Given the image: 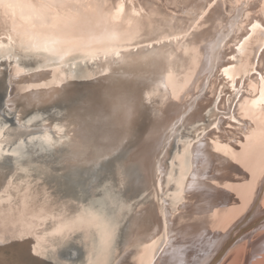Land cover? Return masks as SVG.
<instances>
[{
  "label": "rangeland",
  "instance_id": "rangeland-1",
  "mask_svg": "<svg viewBox=\"0 0 264 264\" xmlns=\"http://www.w3.org/2000/svg\"><path fill=\"white\" fill-rule=\"evenodd\" d=\"M97 1H75L74 9L59 7L60 0H17L15 6H9L5 1L0 4V41L5 46L2 51L11 53L12 56L8 62L0 58V264H8L6 255L9 258L12 256L8 249L14 245L15 239H22L24 231L29 229L19 225L34 219L39 223L37 228L46 226L50 223L48 211L54 210L64 199H71V202L80 204L79 207L82 206L83 210L105 216L111 223L118 219L116 242L125 243L126 224L124 226L123 223L122 230L119 226L126 218L127 209H121V218L114 214L111 220V214L105 205L109 195L107 186H111L118 177L117 165L124 163L125 166H120L121 169L117 172L127 170V185L131 184V188L137 189L136 193L130 196L135 198L133 203L145 201L150 193L152 194L153 188L142 193V175L129 159H138L146 151L155 152L158 156L153 157L152 177L157 183V194L160 196V199L153 200L156 205L159 204L154 216H157L156 221H160L155 223V227L160 239L156 257H161L170 248L172 234L175 232L174 237L182 239L185 232L183 228H186L184 223H189L193 214L197 213L198 206L205 202L196 200L199 188L191 189L197 183H191L196 153L203 146V152H208V144L214 143L213 138L228 140L229 145L236 144L229 137L223 138L228 133V129L223 130V126L227 124L226 126L230 127L235 123L239 128H244L246 122L237 114L242 113L238 111V105L249 93L251 86L264 84V0H230V4L227 0H197L194 2L197 8L193 9L190 0H185L184 3L182 0ZM114 1H117V4H132L135 10L142 11L144 28L140 34H133L130 41L117 40L110 46L86 50L89 37L87 33L80 43L69 42L68 51L63 56L57 58L52 53L65 39L62 34L70 27L72 20H79L81 14L98 7L103 11ZM25 5L31 6L36 13L33 16L26 13L27 10L22 9ZM47 20H50L49 23ZM240 30L242 34L238 35ZM257 32L262 35L261 42L257 38V41L252 42L251 38ZM32 35V39H24V36ZM35 38L40 40L33 45ZM32 45L40 51L30 48ZM156 51L161 57L167 51L171 57L177 84L174 96L178 98L173 112L155 128L150 126L155 122L150 109L147 108L150 106L139 108L140 111L135 115L136 126L130 137L125 140L122 138L124 141L120 139L118 142L121 137L115 134L117 150L106 157L95 155L99 153L97 148H101L100 140L104 141L106 135L108 136L94 127L95 122L99 121L97 119H102L107 114L103 115L98 108H92L102 100L99 99L98 91L95 92L91 87L102 81L103 75L86 80V72L95 69L105 73L111 68L125 66V63L128 64V61L136 56L143 53L153 54ZM107 77L109 78V75ZM85 122L89 127H93V134L97 139L95 145L98 147L92 146V149L87 150L82 147L85 137L83 138L80 132L89 130V127L84 126L87 125ZM96 133L99 136H96ZM159 144L162 146L159 147ZM216 146L217 144L213 148ZM225 147H228L227 144ZM247 157L248 171H251L257 166L254 163L257 154ZM156 163L158 167L155 166ZM106 164L109 167H106ZM138 169H143V166ZM135 176L140 177L136 179ZM248 179H243L242 189L237 192L241 208L229 215L231 218L218 230L211 244L203 245V242L196 241V247L190 250V254H196L191 260L192 264H206L210 261L219 247V240L237 218L246 212L244 193L249 185ZM177 180L179 184L176 185ZM103 187L107 190H102ZM186 194L192 199L185 197ZM193 194L197 195L193 198ZM34 195L36 198H33ZM233 195L232 190L229 203L231 207L234 203ZM115 196L112 200L122 201V194ZM152 197L154 196L151 195L147 200L151 201ZM139 199H142L141 202L137 201ZM262 200L263 197L261 202ZM144 212L140 209L131 219V223L135 224V218L138 219ZM181 213H187L184 219ZM263 217L264 212L258 211L253 225ZM87 220L88 216L82 221ZM86 225L91 228L87 234L85 230V233L80 231V235L76 233V237H70L69 243L74 249L69 252L67 259L75 260L74 264H86L88 248L95 250L91 256L95 255L98 248L95 246V227H92L91 222ZM261 227V234L250 230L234 243L233 249L240 244L242 257L243 252L251 254L249 251L254 246L249 249L247 242L251 239L257 240L263 235L264 225ZM213 230L217 231L216 226ZM30 231L26 234H30ZM136 231L133 230V234L140 233ZM211 238L212 234L206 240ZM59 239L65 242L63 245H68V240L64 241V237ZM262 240L255 244V249L264 246ZM85 242L88 243L87 246L84 245ZM61 248L66 250V247ZM132 249V245L126 248L127 251ZM123 251L125 253V248L112 264H130L127 256H136V252L128 251L124 254ZM263 254L264 251L262 253L258 249L253 257L261 258ZM44 257L47 259V256ZM48 261L49 264H59L53 259ZM234 263L245 264L243 258ZM251 263L252 259L246 261V264Z\"/></svg>",
  "mask_w": 264,
  "mask_h": 264
},
{
  "label": "bare ground",
  "instance_id": "bare-ground-1",
  "mask_svg": "<svg viewBox=\"0 0 264 264\" xmlns=\"http://www.w3.org/2000/svg\"><path fill=\"white\" fill-rule=\"evenodd\" d=\"M4 1L8 2L7 4L9 6H15V4H17V0H0V4L4 3ZM75 1L78 2V0H60L61 6L59 4V7L74 9ZM184 1L185 0H182V3H184ZM195 1L197 0H190V4H193L191 9L195 7L197 8L194 3ZM227 1L230 4V0ZM23 8L27 10L26 13L29 15L33 16L36 13L35 9H32L31 6L28 7L25 5L22 9ZM101 10L98 7L96 10L81 14L83 17L81 16V19L79 20H72L71 24H69L70 27L68 26L69 28L62 34L65 35V39L57 45L52 53L56 55L57 58L61 55L63 56L68 51L67 46H69V42L76 41L77 43H80L79 41H82L87 33H89V37H87L88 42L86 50H95L100 46H110V44L117 40L130 41L133 34H140L143 31L144 22L142 11L135 10L132 4H117V1H114L111 2L105 10ZM83 23L84 25H82ZM204 25H206V23ZM241 34L242 32L240 30L238 35ZM33 36L34 35L24 36V39L26 38L29 40L32 39ZM59 36L56 35V37ZM197 36H199V34ZM256 38L260 41L262 35L257 32L256 35L252 36V42L255 40L257 41ZM39 40L38 38H35L33 40V45ZM194 42L195 41H193V43ZM33 45L30 48L40 51L38 47L33 48ZM125 46H127V44ZM4 47L5 46L0 41V58H4L7 61L10 60L12 56L11 53L9 54L6 51H2ZM117 49L119 50L120 48ZM223 55L225 56L226 53L224 52ZM170 58L171 57H169L167 51L162 57L159 55L158 51L148 55L143 53L128 61V64L125 63V66L111 68L107 72L104 71L105 73H103L102 70L96 71L95 69L86 72V80H92L95 76L103 75L102 81H98L91 87L95 92L98 91L99 99L102 100L101 102L94 104L92 108H98V110L102 111L103 115L107 114V116L101 119L103 123L96 121L94 127L97 130L104 125L103 127L107 128L108 135L111 134V137L110 135H106L104 141L102 140L103 142L99 139V146H101V148L96 146L97 139L94 137L93 127H89L87 122H85L87 125L84 124V126L89 127V130H85L84 133L80 132L82 137H85L82 146L85 150L88 148L92 149V146L98 147L97 150L99 153H96L95 155L101 157H106L115 152V150H117L116 143H118L120 139L125 140L130 137V134L135 128V115L140 111L139 108L143 107V109H145V106H150L147 108L150 109L149 111L151 112V115L155 118V122L150 124L152 127L157 128L166 120V116H169V114L173 112V106L178 101V98L174 96V89H176L177 84ZM107 75H109V78ZM251 87L249 93L242 98L237 108L238 111H242L241 114L237 113L239 118L246 122L244 128H239V125L235 123H232L230 127H227V124L224 126L222 125L223 130L225 128L228 129V133L223 138L228 139L229 137L236 144L229 145L228 140L222 141L219 140V137L218 139L213 138L212 140L214 143L208 144V152H203V146L196 153V164L191 175V183L193 181H197V183L193 185V188L191 189L199 188L200 192L196 200H203L205 202L198 206L197 213L193 214L189 223H184L186 228H183L185 232L183 233L182 239L181 237H174L175 232L172 234L170 248H168L169 250L167 249L168 251L166 250L167 252L161 257H156V250L159 248L160 239L158 234H156L155 227V223L160 221L159 219L156 221L157 216H154L159 204L156 205L153 200L156 198L160 199V196L157 194V183L152 177V169L154 168L153 157L155 155L156 157L158 156L155 152L146 151L143 152L144 155L139 156L138 159L130 158L129 161L135 167L139 168V166H143V169L137 168L138 172L142 175V181L140 180V184L144 187L142 193L144 194L148 189L153 188L150 196L153 195L154 197L151 198V201L147 200L149 199V196L142 203H133L135 198L130 196L136 193L135 191H137V189L131 188V184H128L129 186L127 185V177L125 174V171L127 172V170L117 172L121 169L120 166H125L124 163L117 165L116 174H118V177L115 179L116 181L114 183H111V186H107L109 188V195L106 197L105 205H107L106 210L111 214V220H113L112 217L114 214H117L121 218V209H127L125 211L126 218L119 226V229L122 230L123 223L124 226L126 224V228L124 227V233L126 234L124 236H127L125 243L116 242V237L118 236L116 235V231H118L116 222L118 219L115 221L113 220V223H111L105 216L101 217L95 212L83 210L81 208L82 206L79 207L80 204L71 202V199H64L59 206H55L54 210H51L50 212L48 211L50 223L46 224V226L44 225L41 226V228H37L36 226L39 225V223L34 219L30 221L26 220L25 223L19 225L20 227L27 226L29 229L24 231L25 235L22 239H15L14 245L8 249V252H11L12 256L9 255V258L8 255H6V262L8 264H49L48 260L53 259L55 262H59V264H74L75 260L72 258L67 259L69 257H67L69 252L74 249L72 244L69 243L71 241L70 237L73 238L76 233L80 235V231L85 233V230L87 234L89 232L88 230L91 228L87 227L86 223L91 222L93 224L92 227H95V246L98 248L94 256L91 255L95 250L88 248L89 253H87V255L89 254V256L86 264H112L113 260L121 255L120 253L124 248L125 253L124 251L123 253H128L129 250L127 251L126 248L130 245H132L134 249L129 252H136V256H127L129 257L127 259L130 260V264H192L191 260L196 254L194 252L190 254V250L196 247L195 245L198 243H196V241H199V243L203 242V245L211 244L212 240L218 234V230L223 228L231 218L229 215H232L233 211L237 210L239 207L241 208L242 205L239 206L237 200V192L239 189H242L243 179L245 181L248 177L249 185L244 193L246 212L239 219L237 218V221L232 224V227L222 236L218 242L219 247L217 248L216 253L206 264H233L238 259L241 261L242 258L245 264L249 259H252L251 264H264V254L261 257L262 259L253 257V255L257 254L258 249L262 253L264 251V246L255 249V244L259 242L260 239H263L262 241H264V233L262 236L260 235L257 240L251 239L249 243L247 242L249 249L251 246H254L250 251L246 249V251L251 252V254H245L243 252L242 257V247L240 244L233 249L234 243L240 240L250 230H253V232L254 230L255 232L258 231L257 233L261 234V226L264 225V217L259 219V221L253 225L256 213L260 210L262 213L264 212V210H262L264 209V91H262L264 84ZM85 91H87V88ZM89 95L90 94H88V96ZM90 128L92 132H90ZM115 134L118 136L120 135L119 137H121L118 139V142H116L117 137H115ZM236 140L238 141L236 142ZM163 143L164 140H162V144ZM162 144H159V147L160 145L162 146ZM215 144H217V146L213 148ZM225 144H227L228 147H225ZM226 149L230 151L228 152ZM219 152L221 153L219 154ZM250 154H257V157H254V163L257 164V166L251 171H248L249 159L247 156ZM106 162L108 161L106 160ZM137 163L138 165H136ZM105 166L109 167L107 164ZM149 166L151 169H149ZM155 166L158 167L157 163ZM182 166V168H184V165ZM134 175H136V173L133 174V176ZM212 177L218 179H210ZM85 178H87V176H85ZM129 181H131V179ZM177 184H179L178 180L176 185ZM104 189L107 190V188L103 187L102 190ZM232 190L234 193V203L231 207L229 206V203L231 201L230 194ZM118 194H122V201H120L121 198H118L120 199V202L117 200L114 201V199L112 200V197L115 195V197H118ZM187 194L185 197L192 199L190 196H187ZM196 195L197 194H193V198ZM138 197L139 195L136 198L138 199ZM262 197L263 200L261 202ZM33 198H36V195H34ZM140 200L142 199L137 201ZM140 209L145 212L142 213L141 217L138 219L135 218V224L131 223V219ZM254 209L255 212L253 213ZM86 212L89 220L83 222L82 220L87 217L85 216ZM185 214L187 213H181L183 219ZM153 220H155V222ZM260 221H263V223L261 222V224H258ZM215 226L217 230L216 232L213 230ZM29 230H31L30 234H26ZM133 230H137L136 232L139 231L140 233L133 234ZM253 232H251L252 236ZM176 234L182 235L180 233ZM211 234L212 238L206 240ZM60 237H64V241L68 240V245H63L62 243L65 242L60 240ZM67 237L68 239H66ZM195 237H197V239H195ZM165 238H167V236H165ZM121 240H123V238ZM124 244L126 245L123 247ZM84 245L87 246L88 243L85 242ZM141 245L142 247L140 248L139 246ZM61 247H66V250H63ZM44 256H47V259ZM155 257L157 259H155ZM122 261L124 260L122 259Z\"/></svg>",
  "mask_w": 264,
  "mask_h": 264
},
{
  "label": "water",
  "instance_id": "water-1",
  "mask_svg": "<svg viewBox=\"0 0 264 264\" xmlns=\"http://www.w3.org/2000/svg\"><path fill=\"white\" fill-rule=\"evenodd\" d=\"M91 99V98H90ZM103 118V117H102ZM97 120H99L100 122H102V120L101 119H97ZM103 123V122H102ZM104 126V125H103ZM103 126H101L100 128H99V130H101L103 133L105 132V133H107L108 134V132H107V129L105 128V127H103ZM96 131V130H95ZM81 132H83L84 133V131H82L81 130ZM0 134H1V132H0ZM22 135H24V134H22ZM110 135V137H111V134H109ZM108 135V136H109ZM96 136H99L97 133H96Z\"/></svg>",
  "mask_w": 264,
  "mask_h": 264
}]
</instances>
